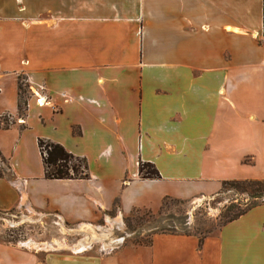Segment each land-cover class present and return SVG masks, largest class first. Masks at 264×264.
Masks as SVG:
<instances>
[{
    "label": "crops",
    "instance_id": "0c3cea01",
    "mask_svg": "<svg viewBox=\"0 0 264 264\" xmlns=\"http://www.w3.org/2000/svg\"><path fill=\"white\" fill-rule=\"evenodd\" d=\"M3 116L0 211L53 214L85 238L41 253L0 242V264H264V203L201 241L113 236L165 197L264 180V0H0ZM39 138L83 158L88 177L44 178Z\"/></svg>",
    "mask_w": 264,
    "mask_h": 264
},
{
    "label": "rangeland",
    "instance_id": "374dc122",
    "mask_svg": "<svg viewBox=\"0 0 264 264\" xmlns=\"http://www.w3.org/2000/svg\"><path fill=\"white\" fill-rule=\"evenodd\" d=\"M114 4H124L127 5V8L132 9L136 3L115 1ZM146 10L147 19L144 18V21L145 23L152 22V3H147ZM19 80L27 85L22 75L19 76ZM24 94L27 98L29 97L28 86ZM24 94L20 99L21 101L26 99L27 102ZM25 111H18L20 117L25 116ZM9 123L10 120L7 116L1 117V126H7ZM76 164L79 166L77 162ZM248 201L249 199L245 195L236 194L231 189H221V187L216 194L193 202L173 198L166 199L155 211L149 209L131 211L123 217L121 230L113 233V236H121L118 243L128 240L146 242L155 232L194 234L202 238L218 231L225 219L224 214L228 210L233 209V206H243ZM74 227V225L59 221L58 217L53 214L43 215L33 212L30 214L21 209L0 211V242L13 244L33 252L68 249L67 247L77 244L81 238H85V235L72 230ZM109 242L110 240L106 239L105 242H90L89 244L96 251L99 247L101 250L114 246V243L110 244Z\"/></svg>",
    "mask_w": 264,
    "mask_h": 264
},
{
    "label": "trees",
    "instance_id": "16d2710c",
    "mask_svg": "<svg viewBox=\"0 0 264 264\" xmlns=\"http://www.w3.org/2000/svg\"><path fill=\"white\" fill-rule=\"evenodd\" d=\"M25 81V80H24ZM27 86L25 82H22L18 78V100L17 106L19 112L26 110V99L21 101V95L26 93ZM27 98V96L24 94ZM23 107V108H22ZM38 148L41 154L44 178L46 179H75V178H87V164L83 158L74 156L68 152L62 145L51 142L49 140L38 139ZM76 162L79 164L77 166ZM139 176L144 179L159 178V173L153 163L139 162L138 165ZM1 175V173H0ZM231 189L236 194L245 195L249 201L243 206H233V209L228 210L224 214V221L221 226L233 219H236L240 215L247 212L249 209L255 207L258 204L264 203V180L257 179H238V180H223L221 182V189ZM170 199L165 197L163 199ZM173 233V232H168ZM186 234V233H184ZM202 238H199L201 241ZM150 241V240H149ZM146 241V242H149Z\"/></svg>",
    "mask_w": 264,
    "mask_h": 264
},
{
    "label": "built area",
    "instance_id": "2783aa9c",
    "mask_svg": "<svg viewBox=\"0 0 264 264\" xmlns=\"http://www.w3.org/2000/svg\"><path fill=\"white\" fill-rule=\"evenodd\" d=\"M39 99H40V98H39ZM39 99H37L36 101H37L38 105H41L42 103H41V104L39 103V101H38Z\"/></svg>",
    "mask_w": 264,
    "mask_h": 264
},
{
    "label": "bare ground",
    "instance_id": "6f19581e",
    "mask_svg": "<svg viewBox=\"0 0 264 264\" xmlns=\"http://www.w3.org/2000/svg\"><path fill=\"white\" fill-rule=\"evenodd\" d=\"M38 101H39L40 104L42 103V100L39 99ZM93 238H94V237H93ZM94 239H95V238H94Z\"/></svg>",
    "mask_w": 264,
    "mask_h": 264
}]
</instances>
